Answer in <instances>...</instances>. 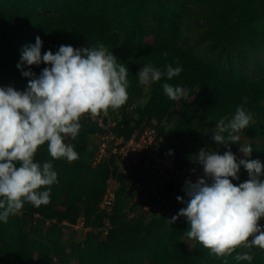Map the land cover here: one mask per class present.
I'll return each mask as SVG.
<instances>
[{
	"label": "clouds",
	"instance_id": "1",
	"mask_svg": "<svg viewBox=\"0 0 264 264\" xmlns=\"http://www.w3.org/2000/svg\"><path fill=\"white\" fill-rule=\"evenodd\" d=\"M42 45L37 36L34 45L21 50L17 69L28 81L26 89L0 87V222L4 223L10 216L22 214L25 203L39 208L51 202L50 186L57 183V172L50 162H36L42 146H47L53 160L76 161L79 155L65 143V137L77 138L84 116H107L129 99V70L104 45H60L55 53L48 50L43 54ZM41 64L45 67L38 76L22 68ZM181 72L179 66L168 65L162 72L147 64L140 69L138 79L150 86L162 76L171 80ZM162 87L172 101L189 100L188 92L180 86L164 83ZM252 123L253 114L238 106L231 119L216 125L211 139L225 148L224 153L203 148L194 155L203 176L195 182L185 181L182 191L186 199L176 197L184 207L168 220L174 224L184 218L187 238L217 258L231 256L240 248L264 251V227L260 225L264 219V165L248 159L253 149L240 143V134ZM232 144L240 145L243 159L237 161L229 148ZM168 155H172L171 150ZM241 166L249 178L237 185L232 181L239 179ZM235 259L250 261L252 256L244 252Z\"/></svg>",
	"mask_w": 264,
	"mask_h": 264
},
{
	"label": "trees",
	"instance_id": "2",
	"mask_svg": "<svg viewBox=\"0 0 264 264\" xmlns=\"http://www.w3.org/2000/svg\"><path fill=\"white\" fill-rule=\"evenodd\" d=\"M6 1L9 2L8 6H17V4L21 3L20 0ZM25 1L26 2L21 3V5L24 7V12L28 10L29 16L27 18L21 17L22 19H19L18 21H15V19L9 20L3 28H0V41L2 40V49L6 50L5 54L8 55L5 58L6 61H4L7 67H13L16 63L20 62L22 48L27 45H34L35 38L37 36H39L43 42L41 49L42 54L48 50L55 53L59 45H71L73 47L82 48L86 46L97 47L102 44L109 52H112V54L118 59V62L124 64V66H126L129 70L127 77L129 81V87L127 89L129 99L127 103L120 108V110H110V112L115 114L118 118V126H123L122 128H119L118 126V128H116V131L120 134H123L128 138L135 130H137V125L131 127L129 126L131 121H128L130 119L125 118V116L132 114L130 110L135 109L139 104L136 99L143 97L144 112L142 110L141 119L147 118L151 120L155 118L158 122L163 119H169V122L171 123L168 132H164L162 127L155 125V128L157 129L156 137L160 140L159 149L161 156L171 157L177 168L187 169L192 172V169L195 166L199 167L195 164L196 159L194 155L201 150L200 145L206 144V146L209 147L213 144L212 141L207 138L208 135H205V131L202 128L209 114L208 112H210L211 133L215 131L213 127L216 121L213 119L221 118L223 116V112L227 113L229 111L231 114L232 112H235L238 106H242L247 112H251L253 114V121H255L254 124L247 129L249 138L252 140H261L263 142L261 148L264 149V75H262L260 68L256 66V63H254V59H250L246 62L241 61V66L239 65L238 67L235 61L229 62L226 65V70H230L229 74L232 71H235V75H224L216 71H210L209 69L201 70V67L207 68L204 66V62L202 60L197 59V57L192 54H187L184 50H182V48L171 46L164 40V43H161V39H163L162 37L164 35L162 37H158V35L153 31L148 33L147 30H142V34L136 36L135 39L126 40L121 37L119 34V32H121V28L113 25L112 19L116 17L123 20V22L131 23L130 21L125 20V13L123 18L121 9H112L110 5H108L107 7H104V9L98 11V4L94 5L93 8L86 9L83 5H80L79 3L76 4L74 0H72L74 5L72 7L70 0H66L68 8L67 10H64L59 7L60 3L57 2V0ZM263 1L264 0H259L258 5L260 6ZM241 4V2H238L237 4L232 5L231 8L221 14L218 19H212V24L210 25L215 35L222 36L226 33V31H229V35L233 43L232 46H234L232 51L233 53L244 49L248 43L247 40L245 41V36L251 33L252 29L255 28L251 23L253 21L256 22L261 18L255 15V10L257 11V9L253 7L255 1H253V3H249L247 6H242ZM258 5L254 6L257 7ZM42 11L47 13L49 12L50 15L42 18L40 15ZM51 13L53 14L51 15ZM34 17H36V19ZM144 17H147L144 11L141 12L136 10L137 19H142ZM151 17H153V20H156L155 18H158L159 15L156 16L151 14L147 17V19L142 20L150 21L149 18ZM168 18L174 22V25L175 21H178V19H171L169 16ZM218 20L220 21L219 23H217ZM221 22L222 26L219 27ZM134 32L140 34L137 30H134ZM170 32L176 33V28L171 26ZM146 33H148V35L152 34L153 37H155L152 47L144 44V37ZM160 45L164 46L163 48H167V52H165L167 55H163V50L160 48ZM160 55L164 59H161ZM248 63H250V65H248ZM147 64L153 65L162 72H166V67L168 65H172L173 67L179 66L182 68V72L179 76L173 77L171 80L167 79L166 75L162 76L159 81L155 82L151 86L149 91L143 92L142 88L139 87L137 83L138 73L140 69ZM243 65L249 66V68L246 69ZM44 67L45 65L43 64L39 66H32L31 69L27 66H23V70H31L38 76ZM239 67L243 74L245 72L248 74L238 75ZM207 70H209V72L204 73ZM254 71L255 73H252L253 75H249ZM19 73H21V70L18 74ZM0 82L5 85L7 84L3 77H0ZM27 83L28 81L25 78L23 87L18 85L16 82H12L13 85L11 86H13L16 90L23 91L26 89ZM164 83H168L172 86H180L183 89H185L186 86L188 95L194 96V100L192 103L184 99H181L180 101L170 100L163 91L162 86ZM245 97H247V103H244ZM132 103H137V105L135 108L130 109ZM174 107H179V111L173 113L172 109ZM126 108H128L129 111H125ZM138 109L139 107L135 109L133 115L137 116L136 111ZM80 123L82 127L77 137H83V143L89 144L92 148L89 154L88 164L91 167L96 149L94 140H91V135H93L96 129L85 120H81ZM151 125L153 124H144L142 127ZM76 149L77 147L74 146L75 151ZM170 150L172 151L171 156L168 155ZM44 153H47V149ZM36 155L37 158H44L42 148L39 149ZM248 159L259 160L261 164L264 165V158H258L254 153ZM102 168H104L105 171L108 169L109 172L112 171L116 175L113 158L104 159L101 163L95 166L96 170ZM195 169V173L200 171L197 168ZM53 170L57 172V180H70L66 178V174H72V172L67 171H76L77 167L75 165L69 166L63 162H57L53 166ZM238 173L240 175H238L239 179L233 180L232 182H234V184L238 185L239 183L245 182L249 178L247 171L242 166ZM116 178L119 179V182L126 184L123 185L124 189L119 191H125L126 197L125 200H122L119 195L116 197L115 208L113 210V214L110 216L112 229L116 226L115 221L111 219L114 217L113 215L116 216L115 213H120L118 217L120 222L129 223L131 225L146 224V222H144L146 221L145 215L137 214L132 218H127V214L124 211L125 208H128L125 206L126 202L139 194V188L137 192H134L133 189L137 187V184L142 186V178L137 176L124 177L119 175H116ZM130 184L132 185L130 186ZM175 191H177V189H175L173 184L164 185L154 199L159 196L164 198V202H162L161 207L165 208V197L173 194ZM91 192L92 191L90 189L88 190L85 186V196L87 198L86 204L89 205L90 208H93V211L87 213L89 217L86 214L84 217L88 224L95 227L96 224L91 221V218L101 221L104 217L103 213H101L98 208L103 192L97 199L93 198V194ZM181 197L186 199L185 194L183 193H181ZM28 205L29 203H25L22 214H20L19 217L20 223L24 226L29 223L26 219L27 210L31 211ZM51 210L53 209L49 205L40 211L41 214H45L49 211L50 215L47 216V219L41 218L40 215H37L38 217H36L34 225L29 224L30 229H32V231H30L31 233L35 232V230H40L39 228L42 227L45 220L50 222L49 226L52 227L50 231L59 232L61 231V228L57 223H61L62 221L74 223L76 219L81 216L80 214L77 215L71 212L62 213L60 211L54 212ZM96 210H98V212H96ZM90 214H94V217H90ZM155 219L156 218L151 219L152 223L149 221V223L145 226V230L148 231L147 240L150 242L145 251H142L139 255H135L136 251L134 253H128L120 247V249L111 252L108 257L103 258L101 260L102 264H139V261L145 259L149 260L151 264H187V262H184L182 258L176 257L175 251H173V253L170 251L168 257H163L160 254V250H157L159 249L158 247L161 238H163L162 242H166L164 236L168 232L164 229L162 230V226L158 227L157 224L155 225L154 223L158 221ZM53 220L55 223L52 222ZM149 224H153V226L151 227ZM108 233L109 231L107 234ZM69 235L71 236L76 234ZM101 235V232H98L97 234L88 233L86 238L89 237V239L98 240L101 238ZM73 250H75V248H73ZM2 252L3 250L0 248V264H15L14 261L6 262V260H3V258H1ZM150 255L152 256L149 258ZM52 258L53 257L50 254L42 252L40 253V256L37 257L36 264H54ZM214 264L219 263L215 262Z\"/></svg>",
	"mask_w": 264,
	"mask_h": 264
},
{
	"label": "rangeland",
	"instance_id": "3",
	"mask_svg": "<svg viewBox=\"0 0 264 264\" xmlns=\"http://www.w3.org/2000/svg\"><path fill=\"white\" fill-rule=\"evenodd\" d=\"M20 1L21 3L26 2L25 0ZM253 1H255V6L258 5L259 0H74L76 4L79 3L86 9L93 8L96 4H98V11L104 9V7H107L108 5H110L112 9H121L123 18L125 13V20L131 22L126 23L116 17L112 19V24L121 28V32H119L121 37L126 40L135 39L136 36L142 34V30H147L148 33L153 31L158 35V37H162L164 35L162 37L163 39H161V43L166 41L171 46L182 48V50H184L187 54H192L197 57V59L202 60L204 62V66L207 68L201 67V70L209 69L210 71H216L224 75H235V71H232L229 74L230 70H226V65L229 62L235 61L238 67L239 65L241 66V61L246 62L250 59H254V63H256V66L260 68L262 75H264V1L260 6L258 5L255 7L253 5V7L257 9V11L255 10V15L261 18L256 22L253 21L251 23L255 28L252 29L251 33L245 36V41L247 40L248 43L244 49L239 52H232L234 46H232L233 43L229 35V31H226V33L222 36L215 35L210 26L212 24V19H218L221 14L231 8L232 5L241 2L242 6H247L249 3H253ZM57 2L60 3L59 7L61 9L67 10L68 5L66 0H57ZM70 2L73 7V1L70 0ZM21 3L17 4V6H8V1L0 0V28H3L9 20L15 19V21H18L19 19H22L21 17L27 18L29 16L28 10H26L27 8L24 12V7ZM136 10L141 12L144 11L147 17L151 14L156 16L159 15V17L155 18L156 20H153V17H151L149 18L150 21L142 20L147 19V17L137 19ZM52 14L53 13H51V15ZM40 15L42 18H45L50 15V13L42 11ZM167 15L171 19H178V21H175V25ZM36 17L34 18L36 19ZM219 22L220 21L218 20L217 23ZM171 26L176 28V33L170 32ZM221 26L222 22L219 24V27ZM134 30L140 32V34L135 33ZM148 33L145 34L144 44L152 47L155 37H153L152 34L148 35ZM1 44L2 40L0 41V77L5 79L7 84L4 85L11 86L13 85L12 82H16L18 85L23 87L25 78L21 75V73L18 74L20 71L17 69L18 63H16L13 67H7V65H5L4 61H6L5 58L8 55L5 54L6 50L2 49ZM59 46L57 47V50ZM163 47L164 46L160 45L163 53L167 52V48ZM160 58L164 59L161 55ZM248 65H250V63H248ZM243 66L246 67V69L249 68V66ZM209 70L204 73L209 72ZM252 73L254 74L255 71L251 72L249 75H253ZM247 74V72L243 74L239 67L238 75ZM137 83L139 87L142 88L143 92H147L155 82H152L150 86H145L140 84L138 79ZM186 88L187 87L185 86V90ZM193 100L194 96H189L188 102L192 103ZM136 101L139 103L137 107L135 106L136 108L134 107L135 109L139 107L136 111L137 116L133 115L135 109L130 110L132 114L125 116V118L130 119L128 121H131L129 123L130 127L137 125V127L140 128L144 124H155L158 127H162L164 132L169 131L171 126L169 119H163L160 122H158L155 118L151 120L147 118L141 119V112L144 107L143 97L140 99L137 98ZM125 111H129V109L126 108ZM177 111H179V107H174L172 109L173 113H176ZM208 113L209 116L210 112ZM234 114L235 112L230 114L228 111L227 113L223 112V116L221 118H212L216 121L213 128L216 130V125L222 119H231ZM208 116L202 128L205 131V135H208L207 138L212 141L211 137L214 132L210 133L211 120L210 116ZM254 122L255 121H253L251 125H253ZM248 128L244 129L240 134V143L251 145L253 152L249 157H251L254 153L258 158H264V149L261 148L263 142L259 139H250L247 133ZM65 143L73 145V147H77L76 152L78 153L79 158L76 161L69 163L64 159L53 160L49 156L48 152L44 153L47 149L46 145L41 147L44 158H37L36 155L35 160L41 164L44 162H50L53 166L57 162H63L69 166L75 165L77 167L76 171H67L72 172V174H66V178L70 180H57V183L50 187V204L40 206L39 208L34 207L31 204L28 205L31 211L27 210L26 212V219L29 221L27 225L24 226L20 223V214L10 216L7 223L0 222V248L3 250L1 258L6 260V262L14 261L15 264H36L37 257H39L40 253L43 252L55 257L57 259L56 264H102L101 260L103 258L108 257L111 252L120 249V247L128 253H134L136 251L135 255H139L142 251H145L150 244L149 240H147L148 231L145 230V226L149 223V221L152 223L151 219L156 218L155 220L158 221L154 224H157L158 227L162 226V230L164 229L168 232L164 236L166 242H162L163 238H161L158 247L159 249H157L158 251L160 250V254L163 257H168L170 251H172L171 253L175 251L176 257L182 258L184 262H187V264H214L215 262H218L219 264H264V251H261L258 248H252L250 250L240 248L237 249L231 256L222 258L209 255L208 251L196 241L189 240L187 238L185 233L188 230V227L184 218H180L174 224H170L168 220H171V218L177 215L179 210L184 207V204L179 203L176 199L177 196L181 197V193L184 194L182 190H177L173 192V194L165 197V208L161 207L162 202H164V198L159 196L154 199L152 204L154 205V213L156 214L153 212L149 213L153 208L147 211H140L138 214L142 215L143 213V215H145L146 221L144 222H146V224L131 225L129 223L120 222L118 219L120 213H115L116 216L113 215L114 217L111 219L115 221L116 226L112 229L111 225V229L108 230L109 233L106 235L102 234L101 238L98 240L89 239V237L86 238L87 236L82 234L70 236L69 234L61 232L62 230L59 232H52L50 231L52 229V227L49 226L50 222L47 220H45L42 227L39 228L40 230H35V232L31 233L30 231H32V229H30L29 224L34 225L36 217H38L37 215H40L41 218L47 219V216L50 215L49 211L45 214H41L40 211L49 205L53 209L51 211L54 212H71L77 215L80 214L81 216H85V214L87 215V213L92 212L93 208H90L89 205L86 204L87 198L85 196V186L88 190L90 189L92 191L91 193L93 194V198L97 199L100 197L102 192L103 197L106 189L111 187V182H114L116 194L119 195L122 200H125L126 192L119 191L123 190V185L126 184L119 182V179L116 178L114 172H109L108 169L105 171L104 168L96 170L95 166L92 164L91 167L88 165L89 154L92 148L89 144L83 143V137H77L74 141L71 138L65 137ZM212 143L213 144L209 147H207L206 144H201L200 147L201 149L205 148L209 151H218L219 154L224 153L225 148L223 146L216 145L214 141H212ZM229 148L232 153L236 155L237 161L244 158L239 152V144L229 145ZM199 167L195 166L194 168L201 170L202 168ZM132 184H130V186ZM137 190L138 187L133 189L134 192H137ZM129 204H131L130 201L126 202L125 206L129 207ZM126 210L127 208L124 209V211ZM96 212H98V210H96ZM112 214L113 212L109 215V220ZM87 216L89 217V215ZM90 217H94V214ZM91 221L96 224L95 227H98L102 220L99 221L95 218H91ZM149 225L151 227L153 226V224ZM73 248H75V250H73ZM244 252H248L252 256V259L250 261H237L235 256L237 254H243ZM152 255H150L149 258ZM138 263L151 264L147 259L139 261Z\"/></svg>",
	"mask_w": 264,
	"mask_h": 264
},
{
	"label": "built area",
	"instance_id": "4",
	"mask_svg": "<svg viewBox=\"0 0 264 264\" xmlns=\"http://www.w3.org/2000/svg\"><path fill=\"white\" fill-rule=\"evenodd\" d=\"M0 87H7L0 82ZM137 103H132L130 109H133ZM85 120L96 131L92 135L96 149L92 161L93 166H97L104 159L113 158L116 169V175L131 177H141L143 184H137L140 189L139 194L130 201L129 207L125 211L127 218H132L140 211L152 210L154 205L152 201L158 195L160 189L167 184H173L175 189L182 190L186 180L195 182L197 177L203 176V170L198 173H192L187 169H179L171 157H163L160 154V140L157 136L155 124L146 127H140L135 130L128 138L116 131V128H122L118 118L109 112L107 116L90 118L84 116ZM118 126V127H117ZM115 183L111 182L98 205L103 218L98 227L88 224L84 216H79L74 223L62 221L57 223L65 234H97L101 232L106 235L111 228L109 215L113 212L116 204ZM143 214V213H142ZM52 222L55 223L53 220ZM261 227H264V219L260 221ZM56 263L57 259H53Z\"/></svg>",
	"mask_w": 264,
	"mask_h": 264
}]
</instances>
